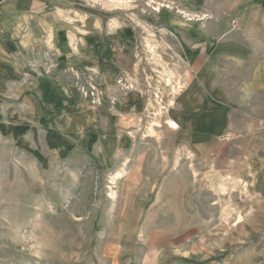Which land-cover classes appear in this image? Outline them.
<instances>
[{"label":"rangeland","instance_id":"obj_1","mask_svg":"<svg viewBox=\"0 0 264 264\" xmlns=\"http://www.w3.org/2000/svg\"><path fill=\"white\" fill-rule=\"evenodd\" d=\"M208 12L240 58L170 131ZM0 264H264V0H0Z\"/></svg>","mask_w":264,"mask_h":264},{"label":"crops","instance_id":"obj_2","mask_svg":"<svg viewBox=\"0 0 264 264\" xmlns=\"http://www.w3.org/2000/svg\"><path fill=\"white\" fill-rule=\"evenodd\" d=\"M195 10V15L200 17L206 15L203 11L200 12V6ZM194 13V12H193ZM208 16L212 19H204L202 24L200 20L196 24H177V28L173 32L175 34V40L177 42H169L173 50L176 52L177 56L183 63H185L189 68L192 69L194 76L190 72L183 68L184 66L178 62L177 67H172L170 70L176 71L178 80H174L173 84L170 85L171 91L167 92V97L169 98V105L173 108V115L170 118L175 120L180 128V125L187 128H200V99L202 98V88L204 89H214L220 86V82L212 81L207 75L220 74L221 63L229 62V58L239 59L240 57L231 56L230 54H223L222 47L223 42L219 40V37H224L228 32V26H225L219 33L215 34V14L208 12ZM190 22V21H189ZM205 31H208L209 34ZM231 36V35H229ZM224 40V39H223ZM178 44V45H177ZM231 56V57H230ZM180 61V62H181ZM179 71V72H178ZM208 72V73H207ZM211 72V74H210ZM207 74V75H206ZM207 76V78H206ZM221 81V79L219 78ZM218 80V81H219ZM201 84V87H200ZM179 85L178 87H176ZM212 95H217V91H210ZM216 100V99H215ZM138 109L141 110L143 106V98L138 95L135 100ZM168 111V110H167ZM169 116V115H168ZM160 119L163 118L159 116ZM162 120H160L161 122ZM164 124V120H163ZM169 130V129H167ZM171 131V130H170Z\"/></svg>","mask_w":264,"mask_h":264},{"label":"built area","instance_id":"obj_3","mask_svg":"<svg viewBox=\"0 0 264 264\" xmlns=\"http://www.w3.org/2000/svg\"><path fill=\"white\" fill-rule=\"evenodd\" d=\"M162 109L165 110L164 107H162L161 110ZM162 115H163L162 113H158V114L157 113H154L152 115V117H157V116H162ZM164 124L167 127V129H169L171 131H176V130L179 129L178 123L175 120H173L170 117H168V116H165L164 117Z\"/></svg>","mask_w":264,"mask_h":264},{"label":"bare ground","instance_id":"obj_4","mask_svg":"<svg viewBox=\"0 0 264 264\" xmlns=\"http://www.w3.org/2000/svg\"><path fill=\"white\" fill-rule=\"evenodd\" d=\"M216 190H217L218 193H225V191H226L224 185L217 187ZM230 214H233V213H231V211H229V212H228V211H226V212L224 211V212L222 213V217H223V219H224L226 222H229ZM240 219H241V217L238 216V220H240Z\"/></svg>","mask_w":264,"mask_h":264}]
</instances>
